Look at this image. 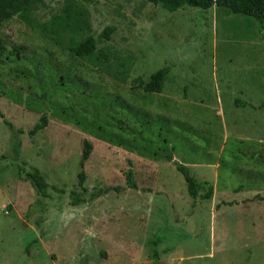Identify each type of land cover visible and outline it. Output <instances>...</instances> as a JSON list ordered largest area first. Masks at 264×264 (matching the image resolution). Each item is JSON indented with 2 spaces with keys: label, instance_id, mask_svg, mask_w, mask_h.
<instances>
[{
  "label": "rangeland",
  "instance_id": "374dc122",
  "mask_svg": "<svg viewBox=\"0 0 264 264\" xmlns=\"http://www.w3.org/2000/svg\"><path fill=\"white\" fill-rule=\"evenodd\" d=\"M69 2L107 63L41 33ZM37 6L38 27L0 26V264H152L153 250L158 264H264V27L215 5ZM165 67L162 90L144 92L139 82ZM42 114L46 128L29 136ZM4 120L23 131L16 158ZM176 165L213 197L192 201Z\"/></svg>",
  "mask_w": 264,
  "mask_h": 264
},
{
  "label": "trees",
  "instance_id": "16d2710c",
  "mask_svg": "<svg viewBox=\"0 0 264 264\" xmlns=\"http://www.w3.org/2000/svg\"><path fill=\"white\" fill-rule=\"evenodd\" d=\"M154 6H160L164 10L173 12L183 6H190L207 10L212 6L222 7L233 14H238L245 17L253 18L261 27H264V0H146ZM41 0H0V26L3 21L9 20L12 17H17L20 21L30 27H38L35 21V12L38 3ZM73 4V2H72ZM71 2L64 5L61 12L56 11L50 18L42 24L44 28L41 32L47 39L56 40L58 44L62 41L66 42V51L70 56L89 64L98 67L100 64L108 62V55L102 52L96 45V40L90 33V22L88 21L84 11L77 4L72 5ZM112 28H107L103 35L108 38V34L112 32ZM80 38V39H79ZM168 73V69L161 68L150 74L147 80L139 82L140 87L146 93H159L162 90L164 80ZM1 117V114H0ZM10 131L11 153L13 157H17L20 152V142L18 136L23 133L21 129H14V126L4 120L3 121ZM48 119L45 114H42L39 120L34 124L29 131V136H33L39 131L46 128ZM164 142V141H162ZM92 144L89 140L84 139L80 154L79 168L77 180L79 186H82L86 175L84 165L89 159L92 152ZM168 162L171 161V156L165 157ZM176 170L182 175L186 185L188 197L195 201L210 200L213 197L214 187L208 181H199L190 173V169L185 165H176ZM30 180L35 189H41L45 186L40 176L35 174L30 175ZM125 180L129 188H136L133 180V172L128 169L125 172ZM156 245V242H152ZM152 264H158V258L153 250L151 252Z\"/></svg>",
  "mask_w": 264,
  "mask_h": 264
}]
</instances>
